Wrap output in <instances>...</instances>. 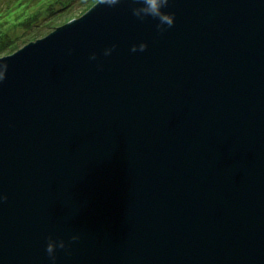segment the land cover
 Returning <instances> with one entry per match:
<instances>
[{
	"label": "water",
	"instance_id": "95a60500",
	"mask_svg": "<svg viewBox=\"0 0 264 264\" xmlns=\"http://www.w3.org/2000/svg\"><path fill=\"white\" fill-rule=\"evenodd\" d=\"M132 7L0 57V264H264V0Z\"/></svg>",
	"mask_w": 264,
	"mask_h": 264
},
{
	"label": "trees",
	"instance_id": "16d2710c",
	"mask_svg": "<svg viewBox=\"0 0 264 264\" xmlns=\"http://www.w3.org/2000/svg\"><path fill=\"white\" fill-rule=\"evenodd\" d=\"M98 1L0 0V57L16 52L21 44L39 39L44 29L70 21L76 8H82L84 14ZM18 29L23 32L14 35Z\"/></svg>",
	"mask_w": 264,
	"mask_h": 264
},
{
	"label": "clouds",
	"instance_id": "9594fccd",
	"mask_svg": "<svg viewBox=\"0 0 264 264\" xmlns=\"http://www.w3.org/2000/svg\"><path fill=\"white\" fill-rule=\"evenodd\" d=\"M122 2H128L129 4L133 5L131 12L132 15L138 20L143 22L148 17L158 20L159 23L156 25V29L161 35H163L169 28H172L175 25V14H168L163 11V9L169 7L171 0H99L100 5H106L108 7H115ZM147 48L148 45L146 43H140L139 45H134L131 51L133 53L145 52ZM115 49L116 45L105 49L103 53L104 56H111ZM90 59L93 61L97 60V55L93 54ZM8 69L9 65L4 61H0V85L5 82ZM7 201L8 197L0 192V205H3ZM79 240V235L72 236L70 243H66L63 239H53L51 236H49L45 251L51 261V264H56V253L58 249L67 251L70 249L71 244H74Z\"/></svg>",
	"mask_w": 264,
	"mask_h": 264
},
{
	"label": "rangeland",
	"instance_id": "374dc122",
	"mask_svg": "<svg viewBox=\"0 0 264 264\" xmlns=\"http://www.w3.org/2000/svg\"><path fill=\"white\" fill-rule=\"evenodd\" d=\"M82 8H76V10L73 12V18H78L79 16H81L82 15ZM57 26V25H56ZM54 27V28H47V29H44V32H43V34L42 35H40L38 38H42V37H44V36H46L47 34H49L50 32H52L53 30H55L57 27ZM12 31V30H11ZM23 31L21 30V29H18V30H16V32H14L13 34L15 35V34H17V33H22ZM13 35V36H14ZM26 44H28V43H25V44H21V45H19V47L18 48H22L23 46H25ZM19 50V49H18Z\"/></svg>",
	"mask_w": 264,
	"mask_h": 264
},
{
	"label": "bare ground",
	"instance_id": "6f19581e",
	"mask_svg": "<svg viewBox=\"0 0 264 264\" xmlns=\"http://www.w3.org/2000/svg\"><path fill=\"white\" fill-rule=\"evenodd\" d=\"M67 23V22H66ZM65 24V23H64ZM30 43V42H29Z\"/></svg>",
	"mask_w": 264,
	"mask_h": 264
}]
</instances>
